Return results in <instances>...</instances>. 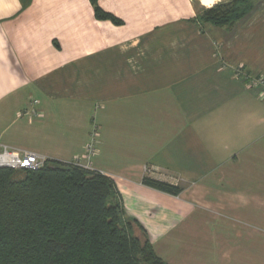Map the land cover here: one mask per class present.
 Instances as JSON below:
<instances>
[{
    "label": "crops",
    "instance_id": "0c3cea01",
    "mask_svg": "<svg viewBox=\"0 0 264 264\" xmlns=\"http://www.w3.org/2000/svg\"><path fill=\"white\" fill-rule=\"evenodd\" d=\"M230 1L0 0V149L111 178L168 264H264V0L199 18Z\"/></svg>",
    "mask_w": 264,
    "mask_h": 264
},
{
    "label": "trees",
    "instance_id": "16d2710c",
    "mask_svg": "<svg viewBox=\"0 0 264 264\" xmlns=\"http://www.w3.org/2000/svg\"><path fill=\"white\" fill-rule=\"evenodd\" d=\"M253 2L216 4L199 18L230 26L251 11ZM95 13L112 17L98 6ZM16 170L0 167V264H168L139 223L125 215L105 174L54 159L36 170ZM142 182L172 195L182 190L148 176Z\"/></svg>",
    "mask_w": 264,
    "mask_h": 264
},
{
    "label": "built area",
    "instance_id": "2783aa9c",
    "mask_svg": "<svg viewBox=\"0 0 264 264\" xmlns=\"http://www.w3.org/2000/svg\"><path fill=\"white\" fill-rule=\"evenodd\" d=\"M246 77V76H245ZM249 87L251 88H259L261 90L262 95H264V76H247ZM94 143V142H93ZM93 143L90 142L85 151L84 157L89 158L91 153L94 152ZM48 158L44 155L38 154L34 151L29 150H13L2 148L0 150V167H8L12 169H28V170H36L42 167ZM70 163L81 165L85 168L93 169L90 165H83L79 158L72 160ZM94 170V169H93Z\"/></svg>",
    "mask_w": 264,
    "mask_h": 264
},
{
    "label": "rangeland",
    "instance_id": "374dc122",
    "mask_svg": "<svg viewBox=\"0 0 264 264\" xmlns=\"http://www.w3.org/2000/svg\"><path fill=\"white\" fill-rule=\"evenodd\" d=\"M255 89H257V88H255ZM1 150V149H0ZM71 162V161H70ZM17 172H16V174H19V172H20V170H16Z\"/></svg>",
    "mask_w": 264,
    "mask_h": 264
}]
</instances>
